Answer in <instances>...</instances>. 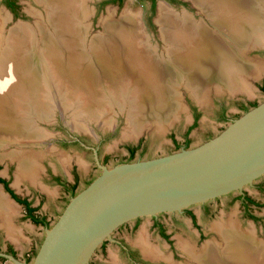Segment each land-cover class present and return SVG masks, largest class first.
I'll return each mask as SVG.
<instances>
[{
	"label": "rangeland",
	"instance_id": "obj_1",
	"mask_svg": "<svg viewBox=\"0 0 264 264\" xmlns=\"http://www.w3.org/2000/svg\"><path fill=\"white\" fill-rule=\"evenodd\" d=\"M103 1L105 0H87L88 17L83 20L85 26L83 24L75 25L80 30L85 27L86 36L84 43L88 50L95 37L104 36L103 25L108 20L107 18L120 20L127 13V16H130V14L137 16V20L140 21L138 30V34L142 37L140 40L142 43L143 38L148 40V45L139 44L143 51H151V53L160 55V57L167 53L166 50L169 44L166 45L167 43L161 37V27L157 23L161 1L158 2L154 15H152L148 0H125L121 6L108 2L103 5ZM187 3H189L187 8L193 15L188 11H179L182 8L180 5H176L178 11L168 8L178 17L176 19L182 20L186 15L191 20L204 22L206 25L212 26L205 12L193 6L191 2ZM175 11L176 13H174ZM48 15L49 11L47 12V8L37 0H20L19 15H13L3 3V0H0V18L3 21L0 35V53L2 52L3 54H0L1 81L5 80V70L2 68L1 62L2 60L5 62L10 50L11 52L14 51V45L12 46L11 40L15 34H20V37L24 36L23 32L15 31L17 27L19 25H29L31 30H35L36 46L40 48L42 37L39 31V22H44V25L48 26L46 28L50 32L55 33V28L48 24ZM126 18L128 19V17ZM176 19L174 18V20ZM262 22L257 27L262 30V33H260L264 36V17ZM253 43L251 41L250 45L246 48L244 47L246 51L244 52V58H242V64L244 63L245 65L242 70V77H245L246 83L249 81L247 84L249 87L251 86L254 92L252 93V95L254 94L253 96L242 92L243 90L233 88L232 82L235 79L230 80L227 77L229 76L227 71H209V74L215 73L217 75L220 73L225 77L219 75V78L210 82L204 89V93L201 92L202 100L198 96L194 98L193 93L188 88L194 89L196 93L197 90L192 84L190 85L191 80L187 74V78L179 77L180 79L175 84V89L169 87L166 88L165 94L163 93L164 100L166 98L165 95L169 97L166 94L167 91L173 97H178L177 100L173 99L171 102L173 106L169 112V114L171 113L170 115L162 114L164 111L161 107L163 102H160V105L156 103L153 108L147 106V109L140 110L142 107L139 106L136 94H139V92L134 87L133 78L135 76L133 74L131 77L124 78L121 81L117 80L118 83L116 82L115 85H111V82L103 78L105 76L102 77V75L98 74L99 76L97 75V77L100 78L101 82H97L96 87L90 91L96 93L94 96L99 97L97 98L98 100H103L101 103H106L103 107L107 105L109 110L104 112L105 107H102L101 113H104V115L101 118L97 114H94L95 116L86 115L82 117L80 116L82 114L81 110L89 104L87 102H90L91 94H88V90L79 85L77 80L80 79L75 80L72 76L66 78L61 75L56 78L51 73V70L46 67L43 70L41 66L42 68L40 67L37 72L40 79L39 83L46 84L48 87L47 89H42L45 91L46 96L44 97L42 92L39 100L50 101V105L55 102L56 110L52 113L53 118L43 119L46 116H41V119H36L34 113L36 111L35 100L38 97H34V91L30 88V83L32 81L35 83V80H33L34 75L31 73L36 68L31 63H28L27 67L22 68L18 74L20 79L18 88L11 90L9 96V100H12V102L10 100L12 106L7 114L12 113L9 114V117L15 118L16 126L13 127L12 131L5 129V132L11 131L13 133L15 130L19 131L20 126H23L21 129L24 131L40 128L47 133V137L42 140L25 138L21 142H7L4 144L5 147L2 145L0 147V175L9 180L11 186L20 196L30 197L35 205L40 204V212L47 216L51 226L62 213L72 196L65 191L63 186L56 182L54 176L73 182L77 173L79 182L76 192H79L100 173V169L96 165L94 149L89 146L98 147L100 158L106 159L102 162L110 166L119 162L162 155L177 150L175 141L182 145L185 139H189L190 145L193 146L216 135L227 126L231 119L243 113L239 109L241 103L247 102L250 104V102L259 103L263 101L264 92L261 89V85L264 84V43L260 45L254 43V46ZM145 46H149V48ZM29 47L33 50L32 46L29 45ZM37 47L36 49H38ZM89 51L91 52V50ZM27 54L29 52L23 51L20 58L25 59ZM38 54L40 55L39 52ZM41 62L46 64L44 60ZM96 70L98 71V69ZM67 74H71V72ZM60 80L62 81L61 83H59ZM198 81H201L199 85H205L208 79L205 77L201 79L200 77ZM117 87L120 88V95L115 93ZM36 92L39 93L38 88ZM194 108H197L200 113V118L195 125H193L195 122ZM94 109L95 111L98 110L99 106L95 105ZM224 113L228 116V120L220 121ZM0 114H2L1 111ZM142 118V131L138 134L133 133V128L136 127ZM162 120H164L163 123H160ZM24 122L30 126H25ZM77 122L84 124L85 128H78ZM5 132L2 133L4 134ZM38 141H42L43 144L35 143ZM76 141L79 144H76ZM129 145H138L139 147L132 159L127 148ZM12 149H15L13 150L14 152L23 150L29 153L30 158H33L32 160L36 163L34 176L31 177L27 171H19L18 167L21 163H24L23 161L20 162L15 157L4 156L5 153L11 152ZM24 160H27V158ZM261 179L264 181V176ZM257 183L259 181H256L253 186H247L244 191L262 205L260 207L251 206L250 211L257 219H251L246 216V209L238 199L239 194L234 192L232 196L225 195L209 201V208L207 209L204 204H197L181 213L159 214L158 217L166 226L169 235L168 239L160 236L154 228V220L150 216L141 217L135 229H132L135 222L131 221L130 226L117 231L115 234L120 235V238L128 245L140 250L141 256L145 261L143 264H201L198 259L189 256V253L184 248L188 246L187 248L189 249L191 247L196 255H199L204 251L208 241H210L216 244L218 248L225 249L227 242L216 228L219 223L229 224L234 221L242 233L250 234L253 232L252 235H255L257 243L264 246V190L258 189L256 187ZM1 189L4 191V188ZM9 200L16 207V211L7 220L0 216V246L5 249L9 241H13L18 247V256L32 261L44 238L45 227L36 225L26 218L23 206L12 199ZM190 212L195 215V219L192 218ZM11 225L12 227H10ZM142 234L158 250L160 253L157 256L158 258L144 252L140 241L138 242V238ZM23 250L25 251L23 252ZM93 258L95 264H133L114 240H108L105 247L100 248ZM0 264L12 263L0 259Z\"/></svg>",
	"mask_w": 264,
	"mask_h": 264
},
{
	"label": "bare ground",
	"instance_id": "obj_2",
	"mask_svg": "<svg viewBox=\"0 0 264 264\" xmlns=\"http://www.w3.org/2000/svg\"><path fill=\"white\" fill-rule=\"evenodd\" d=\"M37 1L47 8V12L49 11L47 21L48 24L55 28V33L50 32L44 22H39V31L42 37V45L39 48V46H36V32L31 30L29 25H19L15 30L23 32L24 36L20 37V34L14 35L11 40L12 46L14 45V51L11 52L10 50L5 62H3L4 60L1 62V66L5 70V80H0V111L2 113L0 114V147L7 142H21L25 138L42 140L47 137V133L43 129L36 128L32 131H24L21 129L23 126H20L19 131L15 130L11 133L16 124L14 122L15 118L9 117V114L12 113L7 114L12 106L10 103L11 99L9 100L10 91L18 88V82L20 81L18 74L22 68L27 67L28 63H31L36 68V70H31L35 83L33 81L30 83V88L34 91V97H38L35 100L36 111L34 113L36 119H41V116H46L43 119L53 118L52 113L56 110L55 102L50 105V101L39 100L42 92L44 97L46 96L45 91L42 89H47L48 87L46 84L39 83L40 79L37 72L41 66L43 70L44 67L51 70V73L56 78L61 75L66 78L72 76L75 80L80 79L77 80L79 85L88 90V94H91L90 102H87L89 104L87 106L84 105L85 109L81 110L82 114L80 116L82 117L86 115L95 116L94 114H97L101 118L104 115V113H101V108L106 103L102 104L103 100H98L97 98L99 97L94 96L96 93L91 92L96 87L97 82H101L100 78L97 77L98 74L102 75V77L105 76L103 78L111 82V85H115L117 80L121 81L124 78L131 77L133 74L135 76L133 78L134 87L139 92V94L136 93L139 106L142 107L140 110H144L147 106L153 108L156 103L160 105V102H163L161 107L164 111L166 110L162 112L163 115L169 114L173 106L171 105L172 100H177L178 98L173 97L167 91L166 94L169 97L165 95L166 98L164 100L166 88L175 89V84L179 82L180 78H187V74L191 80V83L188 82L195 87L198 94L190 87L188 90L193 93L194 98L198 96L201 100V92L204 93V89L209 83L219 78V75L224 76L220 73L217 75L215 73L209 74V71H227L229 75L227 77L230 80L235 79L232 82L233 88L243 90L242 92H246L249 96L254 93L251 86L249 87L247 84L249 81L246 83L245 77H242V70L245 66L244 63L242 64V58H244V52L246 51L244 47L246 48L250 45L251 41L255 44L258 43L257 45L264 43V36L261 34L262 30L257 27L260 23H263L264 0H193L197 8L207 14L205 15L208 16L212 26L206 25L204 22L191 20L186 15L182 20L176 19L178 17L170 11L168 6L161 3L158 23L161 27V37L167 43L166 45L169 44L168 49L166 48L167 53L162 55V57L148 50L145 52L139 46L142 43L140 40L142 37L138 34L140 21L137 20V16L130 13V16H127L128 14L126 13L120 20L107 18L108 20L103 25L105 34L94 38L95 40L89 48L90 52L84 43L86 36L85 27H82L81 30L76 27L77 24L82 25L84 23L83 20L88 17L87 0ZM2 28L3 21L0 18V35ZM147 42L148 40L143 38L142 44L148 45ZM29 45L32 46L33 50L30 49ZM145 47L149 48V46ZM23 51L29 52L25 59L20 58ZM42 60L46 64L42 63ZM65 64L67 65L64 66ZM69 72L71 74H67ZM200 77L201 79H204V77L208 79L205 85H199L201 81L197 82ZM61 82L60 80L59 83ZM37 88L39 93L36 92ZM119 92L120 88L117 87L115 89L116 95H120ZM95 105L99 106L96 111V107L94 109ZM104 107V112L109 110L107 109L109 106L106 105ZM25 108L27 109V107ZM163 121H160V123H163ZM141 122H143V118L133 128V133L138 134L142 131L143 125ZM24 124L25 126L28 125L25 122ZM76 125L78 128H85L82 123L77 122ZM5 129L11 131L5 132ZM2 132L5 133L3 134ZM35 143L43 144L42 141ZM13 150L15 149L5 153L4 156L15 157L20 162L23 161L24 163L20 164L21 167L20 165L18 167L19 171H27L31 177L34 176L36 163L32 160L33 158H30L29 153L23 150L15 152ZM25 158L27 160H24ZM9 199L6 193L2 191L0 185V216L4 217L5 220L10 218L11 212L16 211V207ZM216 228L227 242L225 249L222 250L213 242L208 241L204 251L199 255H196L191 247L189 249L187 248L188 246H185L186 248L183 247L189 253V256L198 259L201 264H264V246L257 243L255 235H252L253 232L250 234L242 233L234 221L229 224L219 223ZM139 241L144 252L156 257L160 255L158 250L147 241L145 235L143 236L142 234L138 238Z\"/></svg>",
	"mask_w": 264,
	"mask_h": 264
},
{
	"label": "water",
	"instance_id": "obj_3",
	"mask_svg": "<svg viewBox=\"0 0 264 264\" xmlns=\"http://www.w3.org/2000/svg\"><path fill=\"white\" fill-rule=\"evenodd\" d=\"M89 147L100 173L45 227L34 259L5 251L1 257L13 264H90L99 247L129 221L181 213L230 193H244L264 176V100L216 135L162 155L110 166L102 162L98 147Z\"/></svg>",
	"mask_w": 264,
	"mask_h": 264
},
{
	"label": "flooded vegetation",
	"instance_id": "obj_4",
	"mask_svg": "<svg viewBox=\"0 0 264 264\" xmlns=\"http://www.w3.org/2000/svg\"><path fill=\"white\" fill-rule=\"evenodd\" d=\"M9 2H13V6L11 5V6H9L8 5V3H7V0H3V3L6 5V7L9 9V11L13 14V15H19V9H20V0H8ZM124 1L125 0H105V1H103V5L105 4V3H114V4H117V5H119V6H121L123 3H124ZM149 2H150V8H151V11H152V15H154L155 13H156V9H157V5H158V2L159 1H161V0H148ZM164 1H166L168 4H165V5H167L169 8H173L174 10H176V11H178L177 9H176V5H180L182 8L179 10V11H181V10H184V11H188L189 13H191L192 15H193V13L192 12H190V10L187 8L188 7V5H189V3H187V2H191L192 3V1L191 0H164ZM161 3H163V2H161ZM160 3V4H161ZM193 4V3H192ZM193 6H195V7H197L196 5H194L193 4ZM160 7V6H159ZM183 11V12H184ZM103 21V20H102ZM261 86H264V84L263 85H261ZM262 89V88H261ZM263 92H264V90H263ZM254 103H256V102H250V104L249 103H247V102H243V103H241L240 105H239V109L242 111V112H244L245 111V107H251ZM258 104V103H257ZM195 111V110H194ZM197 112H198V110H196ZM194 118H195V112H194ZM200 118V117H199ZM199 120V119H198ZM226 120H228V116L224 113V114H222V117L220 118V121H226ZM186 138H188V137H186ZM189 140L188 139H185V141H184V143L181 145V146H183V145H186V143L188 142ZM175 143H176V147L177 146H180L178 143H177V141H175ZM76 144H79V142H77L76 141ZM130 147H138V145L137 146H133V145H129L127 148H128V150H129V148ZM139 148V147H138ZM138 150V149H137ZM130 152V151H129ZM137 152V151H136ZM102 161H105L106 159H101ZM78 174L76 173V175H75V180L73 181V182H69V181H67L66 179H63V178H61V177H59V176H54V178L56 179V182L59 184V185H61V186H63V188L65 189V191L67 192V193H69V194H71V195H73V192L74 191H77V186H78V182H79V180H78ZM0 179H3L4 180V182L3 181H1L0 180V183L2 184V186H1V188H4V191L5 192H7L8 194H9V198L10 199H12V200H14V202H16V203H18L19 205H22L23 206V208H24V211H25V217L26 218H28V219H30L33 223H35L36 225H42V226H44V227H46V226H50V224H49V220H48V218H47V216L44 214V213H42V212H40V204L39 205H35L34 204V202H33V199H31L30 197H27V196H20L15 190H14V188L11 186V184H10V182H9V180L6 178V177H3V176H1L0 175ZM259 183H257L256 184V187L258 188V189H261V190H264V181L260 178L259 180ZM257 181V182H258ZM7 182V183H6ZM7 186L8 187H10L12 190H13V192L15 193V194H17V196L19 197V198H21V199H27V201L30 203L29 204V206L30 207H33V208H35V210H34V215L37 217V218H39V219H41L42 220V222L41 223H36V222H34V220L32 219V217L31 216H29L28 215V210H27V206L25 205V204H23V203H20L16 198H14L13 196H12V194L9 192V190H7ZM3 190V189H2ZM3 191V192H4ZM239 195H238V199L241 201V204H242V206L246 209V211L245 212H247V213H245L246 214V216H248V217H250L251 219H257V218H253L252 216H255L250 210H251V206L253 205V204H250L247 200H245L246 199V197H251L247 192H244V193H241V192H237ZM234 193H230V194H228L229 196H232ZM7 195V194H6ZM252 198V197H251ZM255 200V199H254ZM256 201V200H255ZM257 202V201H256ZM208 205H209V202H207V203H204V206H205V208L207 209V208H209L208 207ZM254 206V205H253ZM255 206H257V205H255ZM260 207V206H259ZM191 213V216H192V218L193 219H195V215L192 213V212H190ZM256 217V216H255ZM153 218V220H154V222H153V226H154V228L157 230V232L160 234V236H162V237H164V238H166V239H168L169 238V235H168V232H167V229H166V226L164 225V223L160 220V218L159 217H152ZM140 219H141V217L140 218H137V219H134V220H132V221H134L135 222V224H134V226L132 227V229H135L137 226H138V224H139V221H140ZM130 222L131 221H129V222H127V223H125V224H123V225H121L119 228H117L116 230H115V232L113 233V237H114V242L115 243H117L120 247H121V249L126 253V255H127V258L131 261V263H133V264H143V263H145V261H144V259H143V257L141 256V252H140V250L138 249V248H134V247H132V246H130V245H128L123 239H121L120 238V235H117V234H115L117 231H121V230H123L124 228H126V227H128V226H130ZM115 234V235H114ZM108 240L110 241L111 239H107L101 246H100V248H103V247H105V245L107 244V242H108ZM99 248V249H100ZM98 249V250H99ZM97 250V251H98ZM0 251H5V252H8V253H11V254H14L15 256H17V257H19L18 256V254H17V249H16V247H15V245L11 242V241H9V244H8V246L5 248V249H3L1 246H0ZM20 258V257H19ZM0 259H4L5 261H9L8 259H6V258H4V257H1L0 256ZM22 259V258H21ZM11 262V261H10ZM12 263V262H11ZM13 264V263H12ZM90 264H95V262H94V258H92V260H91V262H90Z\"/></svg>",
	"mask_w": 264,
	"mask_h": 264
},
{
	"label": "trees",
	"instance_id": "obj_5",
	"mask_svg": "<svg viewBox=\"0 0 264 264\" xmlns=\"http://www.w3.org/2000/svg\"><path fill=\"white\" fill-rule=\"evenodd\" d=\"M7 3H8L9 6H11V5L13 6V2H9V1L7 0ZM262 90H264V86H262ZM255 105H257V103H254L252 106H255ZM252 106H251V107H252ZM249 108H250V107H245V111L248 110ZM194 110H195V122H194L193 125H195V124L198 122V119H199V117H200V113L196 111L197 108H194ZM192 128H193V127H192ZM188 140H189V139H188ZM186 146H190V140L186 143ZM180 147H181V145H180V146H177V149H179ZM137 149H138V147H130V148H129L131 159L134 158ZM0 180L4 182L3 179H0ZM6 183H7V182H6ZM7 190H9V192L12 194V196H13L14 198H16L20 203H23V204H25V205L27 206L28 215L32 217V219L34 220V222H36V223H41V222H42L41 219L37 218V217L34 215V210H35V208L29 206L30 203L27 201V199H21V198H19V197L17 196V194H15V193L13 192V190H12L10 187H8V186H7ZM76 193H77V192L74 191V192H73V195H75ZM245 200H247L250 204L257 205V206H262L261 204H259V202H256L253 198H251V197H249V196L246 197ZM252 217H253V218H257V217H255V216H252ZM48 226H49V225H48ZM27 260H28V259H27ZM28 261H29V260H28Z\"/></svg>",
	"mask_w": 264,
	"mask_h": 264
},
{
	"label": "crops",
	"instance_id": "obj_6",
	"mask_svg": "<svg viewBox=\"0 0 264 264\" xmlns=\"http://www.w3.org/2000/svg\"><path fill=\"white\" fill-rule=\"evenodd\" d=\"M15 212V211H14ZM14 212H11V214H10V216L9 217H11L12 216V213H14ZM14 245H15V247H16V249H18V247L16 246V244L13 242V241H11ZM25 250H23V252H24Z\"/></svg>",
	"mask_w": 264,
	"mask_h": 264
}]
</instances>
